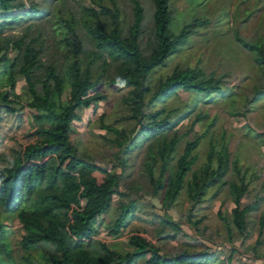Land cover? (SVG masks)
I'll use <instances>...</instances> for the list:
<instances>
[{"label": "rangeland", "instance_id": "obj_1", "mask_svg": "<svg viewBox=\"0 0 264 264\" xmlns=\"http://www.w3.org/2000/svg\"><path fill=\"white\" fill-rule=\"evenodd\" d=\"M100 1L110 2L14 0L11 7L16 13L14 17L4 16L5 11L0 9L3 26L0 31V55L5 52L8 56L7 61H0V93L2 88L9 89L7 81L12 76L16 81L15 92L22 96L20 99L12 96L11 103L4 102L0 97L1 166L8 159L23 154L27 145L36 142V130L40 126L53 124L37 119L36 116L44 111L27 103L30 96L27 95L26 81L19 65L10 66L17 50L6 48L8 38H18L25 33L26 40L32 42L43 66L52 65L62 74L65 82L59 106H65L72 90V65L77 58L73 47L66 41L74 27L80 33L85 31L86 21L92 18L85 9H99ZM139 1L145 13L141 46L146 50L151 38L153 2ZM115 2L126 31L133 20L132 4L129 0ZM167 5L172 18V34H177L186 25H192L195 20L200 23L192 26L178 50L149 74V92L144 97L142 109L146 113L163 109L161 117L168 115L170 118L172 127L163 137L168 140L176 133L179 138L170 161L172 169L185 142L202 134L193 151L196 162L192 171L205 160L210 142H214L218 150L225 147L230 162L236 161L246 170L249 191L242 202H257V208L247 217L251 235L243 238L222 220V216L230 217L234 206L228 192L229 182L235 177L231 168L198 201H191L186 194L191 172L175 200H165L162 189L154 191L146 162H151L149 154L154 149L156 138L138 134L136 120L127 117L132 111V104L127 102L130 88L112 80L122 62L109 59L104 65L102 58L92 61L84 57L80 59L82 68L83 64L90 62L92 73L100 78L90 93L97 91L103 98L95 105L78 110L79 118L73 120L70 140L86 160L121 175L118 191L122 194L113 195L109 210L95 222L94 237L108 242L115 257L133 251L128 239L139 232L165 253L185 249L190 254H208L207 264H264V224L260 226V218L264 222V93L259 95L257 91L264 86V63H259L253 52L242 47L239 41L242 37L264 44V0H167ZM85 47L84 53H89L87 44ZM175 67L199 70L204 77L213 75L219 81L221 91L204 94L180 89L169 97L152 100L158 84ZM37 72L42 76L43 69ZM36 84L39 88L40 83ZM9 105L18 111L11 112L7 109ZM102 124L114 126L124 134L117 139ZM154 171L156 174L159 171L158 163ZM95 174L97 177L102 175L101 172ZM129 202L134 204L132 217L120 233L111 234L110 226L120 215L122 205ZM84 203L82 199L81 204ZM23 234L16 212L1 204L0 264L6 261L28 264L39 257V249L22 247ZM143 262L144 257H140L132 264Z\"/></svg>", "mask_w": 264, "mask_h": 264}, {"label": "trees", "instance_id": "obj_2", "mask_svg": "<svg viewBox=\"0 0 264 264\" xmlns=\"http://www.w3.org/2000/svg\"><path fill=\"white\" fill-rule=\"evenodd\" d=\"M13 1L0 0L4 16L16 15L11 9ZM129 1L133 7V20L126 31L115 0H110L109 3L100 1L99 9L86 8L92 18L86 21L85 31L80 30V33L77 28H73L72 35L66 42L71 44L77 58L72 65V90L65 106H59L65 82L62 74L52 65L43 66L32 42L26 40L25 33L7 40L6 48L17 50L10 66L19 65V71L26 81L27 95L30 96L27 103L44 111L36 116L37 119L53 123L48 127L40 126L36 130L38 138L35 143L27 145L23 154L8 159L3 166L0 165V205L5 204L8 210L16 212L24 230L22 247L39 249V257L28 264H132L140 257H144L142 264H207L209 259L208 254H190L185 249L162 252L139 232L133 233L128 239L133 251L115 257L108 242L94 237L95 222L109 210L113 195L122 193L118 191L120 173L86 160L70 140L73 120L79 118L78 110L95 105L103 98L97 91L90 93L98 85L100 78L92 73L90 62L87 61L82 68L80 59L84 57L92 61L102 58L104 65L109 59H119L122 62L112 80L117 84V78H122L126 83L121 86L130 88L127 102L132 104V111L127 117L136 120L138 134L156 138L154 149H150L152 152L148 153L151 162H146L154 191L162 189L165 200H175L185 186L186 176L191 172L186 194L191 201H198L231 168L235 177L229 182L228 192L234 206L230 217L222 216V220L229 229L232 227L243 238L251 235L247 217L257 208V202H242L249 191L246 170L238 166L236 161L230 162L225 147L218 150L216 144L210 142L205 160L192 171V165L196 162L193 151L202 134L185 142L181 154L176 158L175 168L172 169L170 161L176 152L179 138L176 133L168 140L163 137L172 127L170 118L168 115L161 117L163 109H156L151 113L142 109L144 97L149 92V74L178 50L192 26L195 27L200 22L195 20L192 25L182 27L174 35L170 30L172 18L167 0H152V29L147 51L148 48L145 50L141 46L145 19L143 5L139 0ZM2 28L0 23V31ZM239 41L242 47L253 52L259 63H264L263 43L242 37ZM85 44L89 53H84ZM7 60V54L2 53L0 61ZM40 68L43 69L42 76L37 72ZM15 83L14 77L9 76V89L2 88L0 93L4 102L11 103L12 96L22 98L15 92ZM36 83H40L39 88ZM180 89L208 94L220 92L221 86L213 75L204 77L199 70L175 67L158 84L151 99L169 97ZM257 91L259 95L264 93V86ZM7 109L11 112L18 111L10 105ZM102 126L112 131L117 139L124 134L114 126ZM157 163L159 171L156 174L154 170ZM96 172H101L102 175L97 177ZM82 199L85 201L84 205L81 204ZM133 208L132 202L122 205L120 215L109 228L111 234L120 233L132 217ZM263 224V219L260 218V226ZM5 264L13 262L6 261Z\"/></svg>", "mask_w": 264, "mask_h": 264}, {"label": "clouds", "instance_id": "obj_3", "mask_svg": "<svg viewBox=\"0 0 264 264\" xmlns=\"http://www.w3.org/2000/svg\"><path fill=\"white\" fill-rule=\"evenodd\" d=\"M116 82H117L118 85H123V84L126 83V81L123 80L122 78H117V81Z\"/></svg>", "mask_w": 264, "mask_h": 264}]
</instances>
